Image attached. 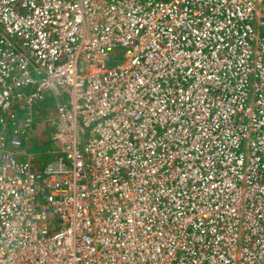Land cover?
<instances>
[{"label":"built area","instance_id":"built-area-1","mask_svg":"<svg viewBox=\"0 0 264 264\" xmlns=\"http://www.w3.org/2000/svg\"><path fill=\"white\" fill-rule=\"evenodd\" d=\"M263 26L264 0H0V264H264Z\"/></svg>","mask_w":264,"mask_h":264},{"label":"rangeland","instance_id":"rangeland-1","mask_svg":"<svg viewBox=\"0 0 264 264\" xmlns=\"http://www.w3.org/2000/svg\"><path fill=\"white\" fill-rule=\"evenodd\" d=\"M260 33L264 35V26L260 28ZM115 64V62H114ZM54 100L52 98L46 99L44 102L40 104V107H48L50 105H53ZM205 109H209L208 107H205ZM46 119L44 116L42 117V123L43 126L41 128V131L39 133V137L36 141H34L32 144H30L29 147L26 148V150L29 152L30 150L33 151L36 154L37 161L40 164L39 167L43 168L47 162L50 160H53L54 152L53 150L56 149V144L52 140V134L50 132H47L46 130ZM41 122V121H38ZM235 125V129H237V126H241V123H233ZM243 131H245V127L242 126ZM49 155V159L46 157Z\"/></svg>","mask_w":264,"mask_h":264},{"label":"trees","instance_id":"trees-1","mask_svg":"<svg viewBox=\"0 0 264 264\" xmlns=\"http://www.w3.org/2000/svg\"><path fill=\"white\" fill-rule=\"evenodd\" d=\"M46 158L49 159L50 158L49 155Z\"/></svg>","mask_w":264,"mask_h":264}]
</instances>
